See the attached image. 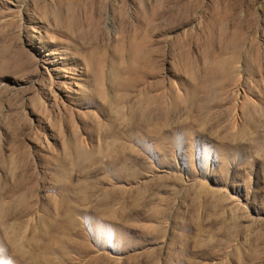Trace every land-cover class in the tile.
Wrapping results in <instances>:
<instances>
[{
  "label": "rangeland",
  "instance_id": "rangeland-1",
  "mask_svg": "<svg viewBox=\"0 0 264 264\" xmlns=\"http://www.w3.org/2000/svg\"><path fill=\"white\" fill-rule=\"evenodd\" d=\"M0 264H264V0H0Z\"/></svg>",
  "mask_w": 264,
  "mask_h": 264
}]
</instances>
